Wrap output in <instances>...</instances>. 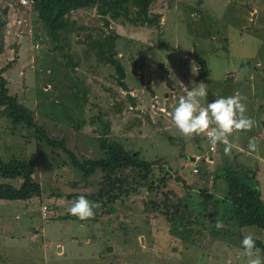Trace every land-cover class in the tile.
Instances as JSON below:
<instances>
[{
    "label": "rangeland",
    "instance_id": "374dc122",
    "mask_svg": "<svg viewBox=\"0 0 264 264\" xmlns=\"http://www.w3.org/2000/svg\"><path fill=\"white\" fill-rule=\"evenodd\" d=\"M33 6L0 0V71L9 93L80 161L102 158L99 141L106 139L154 164L139 177L126 168L83 178L62 151L37 149L30 128L1 115L0 155L36 165L42 194L0 201L8 204L0 206V223L16 225L9 245L0 240V264H245L238 249L248 234L264 250V227L241 226L224 209L228 173L238 187L258 188L264 201V0H155L150 15L162 14L158 25L101 16L96 8L71 10L49 24ZM194 51L208 67L202 104L244 97L254 151L249 136L237 132L226 154L222 143L211 149L205 134L186 137L175 127L179 97L201 83ZM110 55L120 61L128 90L119 86ZM81 195L96 201L95 214L83 220L68 212ZM69 219L80 233L71 245L55 225ZM41 227L44 236L33 237ZM57 240L72 252L58 255ZM94 247L102 250L100 261L87 256Z\"/></svg>",
    "mask_w": 264,
    "mask_h": 264
},
{
    "label": "trees",
    "instance_id": "16d2710c",
    "mask_svg": "<svg viewBox=\"0 0 264 264\" xmlns=\"http://www.w3.org/2000/svg\"><path fill=\"white\" fill-rule=\"evenodd\" d=\"M154 1L155 0H32V3H34L33 8L37 9L40 16H43L49 24L60 21L71 10L96 8L97 13L101 16H109L113 19L122 17L133 24L158 25L162 14L156 13L155 15H150V6ZM153 16L154 18H152ZM180 50L186 51L185 49ZM211 51H213V48ZM194 52L193 57L194 61L198 63L201 82L205 83L203 78L208 75V67H206L203 57ZM108 58L117 74L119 86L122 89L128 90L124 82L125 72L120 61L112 55ZM171 67H173L172 64ZM174 68L176 67L174 66L173 69ZM1 115L6 121L10 122L12 126L21 124L30 128L34 132L37 149L42 146L46 149H59V151H62L69 157L71 165L82 174L83 178L92 176L98 169L106 173L104 175L107 177V172L110 176L112 173L117 172V170H124L126 168L134 170L137 177H139L141 175L140 170L145 169V171H150L151 166L154 164V162L142 159L135 152L127 151L118 141L106 139H100L99 141L100 147L104 151V156H102V158L84 159L83 161L78 160L75 153L67 147L63 139H55L47 133L46 129L36 120L34 113L24 104L20 103L16 96L9 93L6 86V79L1 75L0 71V116ZM12 130L13 129H11V131ZM36 170V165L25 158L12 155L9 159H5L0 155V200L26 201L35 196H40L42 194V187L34 177ZM235 172L238 173V171ZM226 179L229 184L228 195H230L231 198L229 205L224 207L225 212L227 208H231L234 212V219H237L241 226L255 225L264 227V201L261 198L260 190L256 187H238L237 182L230 173L226 174ZM118 181L119 179L117 178V182ZM110 182H113V179H110ZM104 204V202H101L100 206ZM106 204H112V200L109 199ZM186 207L187 205L185 204L183 211L186 210ZM178 235L181 234L178 233ZM255 240L256 245L261 247L262 244L260 241L257 239Z\"/></svg>",
    "mask_w": 264,
    "mask_h": 264
},
{
    "label": "clouds",
    "instance_id": "9594fccd",
    "mask_svg": "<svg viewBox=\"0 0 264 264\" xmlns=\"http://www.w3.org/2000/svg\"><path fill=\"white\" fill-rule=\"evenodd\" d=\"M196 84V87H185L171 113L172 122L186 137L203 133L211 146L222 143L224 152L228 154L233 147L229 136L234 131H247L253 126L252 119L246 115L244 97L237 94L220 96L204 105L202 101H206L209 89L203 82ZM247 148L248 151L255 150L253 138H249ZM94 207L92 201L81 195L70 205L68 212L83 220L95 214ZM238 256L247 258L245 264H264V250L256 245L251 234L240 240Z\"/></svg>",
    "mask_w": 264,
    "mask_h": 264
},
{
    "label": "crops",
    "instance_id": "0c3cea01",
    "mask_svg": "<svg viewBox=\"0 0 264 264\" xmlns=\"http://www.w3.org/2000/svg\"><path fill=\"white\" fill-rule=\"evenodd\" d=\"M214 95L216 97L218 96V95H216V93ZM202 102H205V101H202ZM252 111H255V110H252ZM263 129H264V125H263ZM241 131L242 130L234 131V132H237V135H239V137H241V138L244 137V135H245V137L249 136V138H251L250 137L251 131L247 130V131H245V133H242ZM242 139H244V138H242ZM260 150H261V148H260ZM242 154L245 155L243 158H246V156H249V155H247L248 153L246 154V152H243ZM51 199H53V198H51ZM91 200H92V202L94 201L93 199H91ZM0 201H4V200H0ZM5 201H9V200H5ZM11 201H15V200H11ZM94 202H96V201H94ZM0 206L1 207H3V206L7 207L8 204L0 203ZM17 206L19 207L20 205L18 204ZM99 208H100V205H99ZM1 213H2V210H0V214ZM69 221H70V223H56L55 224L57 226L56 228H58L59 234L62 236V238H64L66 240L67 245H69V244L71 245L72 242L75 243L76 242V241H74L75 238H77L78 235H80V233L76 234V233L79 232L78 227H76V223H72V220H70V219H69ZM86 225L90 226L89 223H79V226H81V228H83V229L86 228L85 230H87ZM89 228L90 227H88V229ZM15 230H16V225L14 223H0V240H1L2 244L7 246V245L10 244V242H12L13 235H15ZM89 230H91V229H89ZM36 231L37 232H36V234H33V237H35L38 234L41 235V236H44V228L43 227H41L39 230H36ZM63 233L65 234V236L63 235ZM67 235L70 236L69 239H67ZM62 238L59 237L58 239H62ZM59 241L60 240H57L55 242V245L57 247L56 251H57L58 255H61V256L65 255L67 247H68L67 251L68 252H72L70 250L71 249L70 246H66L65 243H61ZM85 242L92 243V240L89 238V239H86ZM89 254H91V255H87L88 257H93L94 259H96V260L98 259L100 261L101 260V256H102V250L99 247H94L93 251H90ZM107 254H109V253H107ZM73 257H76V256L74 255ZM82 257H85V255L82 256Z\"/></svg>",
    "mask_w": 264,
    "mask_h": 264
},
{
    "label": "built area",
    "instance_id": "2783aa9c",
    "mask_svg": "<svg viewBox=\"0 0 264 264\" xmlns=\"http://www.w3.org/2000/svg\"><path fill=\"white\" fill-rule=\"evenodd\" d=\"M21 4H31L32 3V0H18ZM209 148H213V146L209 145ZM43 214L45 215L46 211H47V206L44 205L42 208H41Z\"/></svg>",
    "mask_w": 264,
    "mask_h": 264
}]
</instances>
